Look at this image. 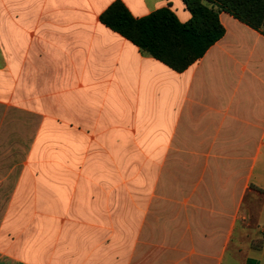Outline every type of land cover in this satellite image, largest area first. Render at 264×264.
<instances>
[{"label": "crops", "instance_id": "1", "mask_svg": "<svg viewBox=\"0 0 264 264\" xmlns=\"http://www.w3.org/2000/svg\"><path fill=\"white\" fill-rule=\"evenodd\" d=\"M115 1L0 0V134L36 119L0 264H264V32L222 12L177 72L101 22Z\"/></svg>", "mask_w": 264, "mask_h": 264}, {"label": "trees", "instance_id": "2", "mask_svg": "<svg viewBox=\"0 0 264 264\" xmlns=\"http://www.w3.org/2000/svg\"><path fill=\"white\" fill-rule=\"evenodd\" d=\"M192 18L179 21L170 8L135 18L117 0L100 16L101 22L177 72L202 58L225 34L220 14L227 12L250 27L264 32V0H183Z\"/></svg>", "mask_w": 264, "mask_h": 264}, {"label": "rangeland", "instance_id": "3", "mask_svg": "<svg viewBox=\"0 0 264 264\" xmlns=\"http://www.w3.org/2000/svg\"><path fill=\"white\" fill-rule=\"evenodd\" d=\"M35 126L34 116L13 112L0 134V217Z\"/></svg>", "mask_w": 264, "mask_h": 264}]
</instances>
